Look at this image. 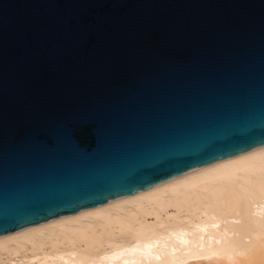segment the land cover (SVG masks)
<instances>
[{
	"label": "water",
	"instance_id": "water-1",
	"mask_svg": "<svg viewBox=\"0 0 264 264\" xmlns=\"http://www.w3.org/2000/svg\"><path fill=\"white\" fill-rule=\"evenodd\" d=\"M264 144V0H0V234Z\"/></svg>",
	"mask_w": 264,
	"mask_h": 264
},
{
	"label": "bare ground",
	"instance_id": "bare-ground-1",
	"mask_svg": "<svg viewBox=\"0 0 264 264\" xmlns=\"http://www.w3.org/2000/svg\"><path fill=\"white\" fill-rule=\"evenodd\" d=\"M0 264H264V144L2 233Z\"/></svg>",
	"mask_w": 264,
	"mask_h": 264
}]
</instances>
